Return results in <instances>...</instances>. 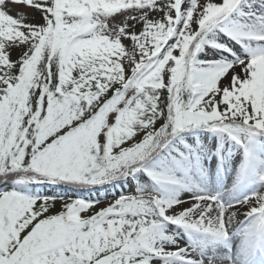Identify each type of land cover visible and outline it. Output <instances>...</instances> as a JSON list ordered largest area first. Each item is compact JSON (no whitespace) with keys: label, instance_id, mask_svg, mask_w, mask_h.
I'll return each mask as SVG.
<instances>
[{"label":"snow or ice","instance_id":"obj_1","mask_svg":"<svg viewBox=\"0 0 264 264\" xmlns=\"http://www.w3.org/2000/svg\"><path fill=\"white\" fill-rule=\"evenodd\" d=\"M0 264H264V0H0Z\"/></svg>","mask_w":264,"mask_h":264}]
</instances>
